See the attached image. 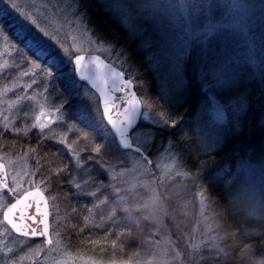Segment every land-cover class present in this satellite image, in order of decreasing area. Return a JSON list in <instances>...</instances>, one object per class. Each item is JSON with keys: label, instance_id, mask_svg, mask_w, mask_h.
<instances>
[{"label": "rangeland", "instance_id": "rangeland-1", "mask_svg": "<svg viewBox=\"0 0 264 264\" xmlns=\"http://www.w3.org/2000/svg\"><path fill=\"white\" fill-rule=\"evenodd\" d=\"M98 1L112 17L130 28L132 33L139 34L143 40L150 38L158 42L152 48H146L148 59L150 53L158 51L160 45L171 46L177 43L189 26L193 30L203 31L209 24L228 25L216 31L211 44L207 45L210 49L208 60L206 65H199L198 80L200 81L201 71L206 72L211 78L213 71L221 70L219 67L213 68L216 43L220 41L225 46H231L233 42V47L227 51L224 58L226 62L231 61L229 64L221 61L223 70L235 74L236 88L240 86L237 80L241 76L240 73L248 71L258 89H264V7H262L264 0H211L212 7L203 9L199 13L194 12L189 6L191 0ZM17 2L26 11L39 16L51 31H59L62 38L66 34L69 46L74 43L75 37L77 46H83L85 49L80 54L100 56L119 70L120 67L126 68V63L118 52L110 50L105 44L101 46L99 41L88 43L89 40L96 41L97 36L94 35V30L88 24L85 15L83 19H78L84 14L79 0H75V3L81 11L76 16L64 10V6L72 0H17ZM233 3L240 6L232 7ZM0 7H6V4H0ZM121 7L129 11L131 19L128 22H125L121 15ZM8 11L19 31L17 14L10 8ZM23 34L31 36V33ZM9 42L13 43L11 40ZM193 52L196 56L197 48H194ZM117 55L120 57L119 60L116 59ZM149 61L161 89L172 88L174 66L168 62L167 56L164 55L158 64L152 59ZM186 61L187 59L181 66L183 86ZM60 64L65 68H71L63 62ZM21 70L20 61L14 50L7 48L3 36H0V130L13 133L19 123L26 121L29 129L40 132L39 128H33L31 125L35 122L34 117L40 114L41 105H44L45 112L48 109L52 111L51 126L63 122L65 112L61 107L59 112L56 111V106L59 104L54 95L53 80L47 82L45 88L40 83L41 78L36 76L34 79L37 83L28 87L27 77L20 76ZM79 84L75 83L74 88L79 93L83 110L88 112L86 114L82 111V113L85 114L87 122L103 131L105 135L106 124L99 115L102 112L99 96L90 88ZM222 90L219 88L209 90L201 84L203 95L193 126L198 142L204 150L205 144L211 145L214 141L216 142L214 150H216L224 139V126L228 123V115L226 112L225 121L219 122L213 103L215 97V100L223 105L216 94V91ZM140 123L148 122L143 121L141 117ZM73 129L68 126L64 130L65 137ZM82 132L85 131H80L79 134L82 135ZM154 141L155 136L148 144L137 145L134 142L133 145L140 149L141 154L130 150L122 161L114 164L100 163L99 171L104 173L108 181V190L101 182L100 173L92 172L77 149H74L75 146H66L74 163V172L69 180L71 187L76 190L78 196H82L83 200L96 203L100 208L106 207V212L111 214L112 208L106 201L109 192L115 199L114 203L118 206L124 205L129 211L128 216L140 217L152 224L153 251L150 257L140 264H223L226 250L222 252L220 248L212 247V240L208 238L216 232L214 227L211 232L208 231L209 222L213 220L208 211V199L202 181L188 172L185 160L175 146L168 143L162 148L159 145L155 146ZM151 150H155L153 157L147 154ZM214 150L206 152L210 153ZM134 161H139L140 166H135ZM0 163L5 165L8 177V188H0V231L5 230L8 236L0 235V241L13 247V240L19 243L24 238L13 233L3 219L4 213L26 192L41 182H46L44 187L48 192L49 176L37 175L29 155L26 152H14L12 147L7 152H3L0 148ZM228 184L232 187L231 199L236 204L250 205L264 199V158L241 163L235 177ZM51 232L54 234L53 240L60 242L59 247L53 244L50 250L42 253L38 258L40 264H93V261H98L90 256L68 250L58 231L52 227ZM31 246L33 245L29 244V247ZM20 249L24 252L28 250L23 244L15 245L13 250L16 257L24 254ZM4 259V254L0 253V264H4ZM22 264H33V261L26 259ZM100 264H111V262L100 261Z\"/></svg>", "mask_w": 264, "mask_h": 264}, {"label": "trees", "instance_id": "trees-1", "mask_svg": "<svg viewBox=\"0 0 264 264\" xmlns=\"http://www.w3.org/2000/svg\"><path fill=\"white\" fill-rule=\"evenodd\" d=\"M79 1L86 13L88 24L94 30V35L114 42V52H118L126 63V68L120 67V70L129 74L126 78L134 79L138 96L157 100L158 103L164 104V107L173 115L179 112L183 116L179 128L165 126L155 133L153 142L155 146L159 145L163 148L171 141L184 158L188 172L202 181L201 184L208 199V211L213 222L220 219L222 214L223 218L233 224L240 239L252 244V258L264 257V245L260 244L261 237L254 231L257 227L255 222L252 220L242 222L238 217L231 215V207L236 203L231 199L232 187L228 184L235 177L241 163L264 158V89H258L248 71H242L237 79L240 82L239 87L216 91L223 105L230 100L236 101L239 96H245L247 106L235 112L226 110L228 123L224 126V139L216 150L207 153L199 144L193 126L203 95L197 74L199 66L194 69L191 58L185 63V84L182 92L186 98L184 104L176 107L163 99L159 100L162 89L151 69L142 36L132 33L130 28L112 17L98 0ZM0 26H3L4 34L17 47L27 49L29 37L17 30L9 15L0 13ZM233 44L232 42L231 46H225L218 41L216 56L224 61L227 51L233 47ZM105 45L109 48L108 44ZM26 49L25 51H31ZM230 61L224 62L229 64ZM58 67L60 71L57 79L53 80L54 95L61 110L65 112V120L53 125V133L47 134V138H42L39 131L29 129L26 121L19 123L13 133L0 130V148L3 152H7L11 147L14 152H26L35 166L37 175L49 176L47 195L50 205V225L58 231L59 237L68 250L90 256L101 262L115 260L116 263H143L150 257L154 247L152 224L143 218L128 216L129 211L124 205L118 206L114 203L115 199L109 192H107L106 201L112 208L111 214L106 212V207L100 208L96 203L83 200L70 185L69 180L74 172V163L66 146L74 145V149H77L79 155L95 174L100 173V163L114 164L122 161L125 154L132 149L127 150L120 146L106 120H103L106 124L104 125L105 135L103 131L87 122L85 114L82 113L85 110L77 90L74 88L71 94L66 91V77L70 75V68H65L60 63ZM75 83L80 82L77 80ZM85 113L88 112L85 111ZM90 116L92 117V114ZM68 126L74 129L65 137L64 130ZM27 127L29 132L26 131ZM80 131L89 134L91 143L79 134ZM61 134L64 137L63 140L60 138ZM64 141L67 143L65 144ZM93 143L102 144V152L92 151ZM137 153L141 154V152ZM147 154L153 157L155 150ZM100 175L103 186L108 190L109 184L104 173ZM225 192H227V199H225ZM89 219L91 222H86ZM214 229L215 232L218 231L215 227ZM92 240L101 242L93 245ZM225 250L227 254L223 264H244L243 258H236V251L229 254L227 249Z\"/></svg>", "mask_w": 264, "mask_h": 264}, {"label": "snow or ice", "instance_id": "snow-or-ice-1", "mask_svg": "<svg viewBox=\"0 0 264 264\" xmlns=\"http://www.w3.org/2000/svg\"><path fill=\"white\" fill-rule=\"evenodd\" d=\"M0 4H6V7H0V13L3 15H10L8 9L10 8L17 14V24L20 33H31L28 38L27 49L19 48L15 44L9 42V38L4 35L3 26H0V36H3L4 42L9 49H13L16 56L20 61L21 77H27L28 83L26 86L31 87L37 81L34 77L41 78L40 83L47 88V82L57 79L59 73L58 64L63 62L70 65V75L67 79L66 91L71 94L74 89L75 82H88L92 87L99 90L100 98L103 102V111L99 113L100 119L107 120L111 131L115 134L118 142L123 148L132 147L135 142L137 145L151 143L154 139L155 133L160 131L165 126L179 128L183 121V116L177 112L173 115L169 110L164 107V104L158 103L157 100L146 99L138 96L136 91H133V85L136 83L131 77L126 78L129 74L119 70L112 64H105L100 56H93L85 64V55L80 53L84 52L83 46H77L74 43L69 46L67 44V35L62 38L59 31H51L49 26L46 25L39 16L30 13L21 6L17 0H0ZM194 12L199 13L203 9H210L212 7L211 0H191L189 5ZM233 3L232 7H238ZM264 7V5H262ZM64 10L69 12L72 16H76L81 11L80 7L76 5L75 0L66 4ZM86 13L82 14L78 19H83ZM121 15L124 17L125 22H128L131 17L129 11L121 7ZM228 27L222 24H209L203 31L193 30L191 26L185 29L184 35L179 38V41L174 45H160L158 51L152 52L149 59L154 60L157 64L161 62L164 55L167 56L168 62L174 66V86L172 88H165L159 96V100H164L178 107L184 104L186 98L182 95L183 92V79H182V63L191 58L193 60L194 69L201 64L206 65L208 60L209 48L214 39V33L221 28ZM133 30L135 28L133 26ZM99 41L101 46L108 44L110 50L115 49V44L112 41L105 40L102 36L96 38V41L89 40L88 43L92 44ZM145 48H152L154 44L158 43L152 39H145L142 41ZM197 48V55L193 56V49ZM25 49L27 51H25ZM75 49V51H73ZM123 51V49H121ZM31 53V55H29ZM117 60L120 59L117 55ZM95 65V69L89 65ZM219 67L220 71H213L211 78L204 71L200 72L201 84L213 90L216 88L227 90L235 87L236 77L234 73H229L223 70V64L220 57L216 56L213 68ZM120 93L119 97L111 93ZM33 99L35 96L32 97ZM120 100L123 111H117V100ZM215 104L216 118L219 122L223 123L226 119V110L237 111L243 110L247 106V98L239 96L236 101H228L224 105H220L213 97ZM70 106V105H69ZM56 111H60V106H56ZM115 113V115H113ZM142 117L143 121L148 123H138ZM59 118V117H58ZM53 120L52 111L48 109L44 111V105H41L39 115L34 117L33 128H39V135L42 138H47V134L53 133L51 122ZM26 131L29 132L27 127ZM86 140L91 143V138L88 133L82 132ZM61 140L63 135L61 134ZM171 145V141L169 142ZM215 141L211 145L205 144V151L214 150ZM92 151L100 153L103 150L102 144L92 145ZM135 166H140L139 161H134ZM41 182L38 186L33 187L30 191L26 192L20 201L8 209L6 219L12 225L14 230L24 237L17 243L13 240V247H9L8 243L0 241V253L4 254V264H22L26 259L33 261V264H40L38 258L42 253L52 248L53 244L59 247L60 242L53 240V233L50 231V205L47 191ZM20 213V220L17 222L14 219L15 214ZM32 223L28 224L26 219ZM207 219V218H205ZM86 222H91L90 219ZM35 225V226H34ZM0 235L7 237V233L2 229ZM35 238V240L33 239ZM38 240V242H36ZM100 240H92L93 245L99 244ZM23 244L28 250L23 255L16 257L13 250L15 245ZM29 244L33 246L29 247ZM198 246V245H196ZM93 264H100V261H93ZM111 264H116L113 260Z\"/></svg>", "mask_w": 264, "mask_h": 264}, {"label": "clouds", "instance_id": "clouds-1", "mask_svg": "<svg viewBox=\"0 0 264 264\" xmlns=\"http://www.w3.org/2000/svg\"><path fill=\"white\" fill-rule=\"evenodd\" d=\"M225 199H227V192H225ZM231 215L238 217L242 222L254 221L257 225L254 231L256 235L261 237L260 244L264 245V199L250 205L237 203L231 207ZM213 227L218 231L208 237L212 240V247H218L222 252L227 249L229 254L236 251V258H243L244 264H264V257L252 258V244L242 241L233 224L223 218L222 214L220 219L209 222L208 231L211 232Z\"/></svg>", "mask_w": 264, "mask_h": 264}, {"label": "water", "instance_id": "water-1", "mask_svg": "<svg viewBox=\"0 0 264 264\" xmlns=\"http://www.w3.org/2000/svg\"><path fill=\"white\" fill-rule=\"evenodd\" d=\"M93 56H96V55H85L86 59H85L84 63H85V64H88V61H89V60L91 59V57H93ZM100 58H101V57H100ZM101 60H102L105 64H109V63H107L104 59L101 58ZM89 66L92 67L93 70L95 69V65H94V64L89 65ZM82 83L86 84L89 88H91L92 90H94V91L97 93V95L100 97L99 90H98L97 88L92 87V85H91L90 83L86 82V81H84V82H82ZM132 90L135 91V87H134V85H133ZM111 94L114 95V96H118V97H119V95H120V93H117V92H113V93H111ZM100 100H101V105H102V109H103L102 98H100ZM123 107H126V105L121 106V104H120V100L118 99V100H117V111H123ZM113 115H115V113H113ZM140 119H141V118H140ZM140 119L138 120V122L140 121ZM106 121H107V120H106ZM107 123H108V122H107ZM122 148H123V147H122ZM123 149H134L136 152H141L139 148H136V147H134L133 145H132V147H130V148H123ZM0 188H2V189H7V188H8L7 169H6L5 165L2 164V163H0ZM22 197H23V196H22ZM22 197H21V198H22ZM21 198H20V199H21ZM20 199L17 200L13 205H16V204L20 201ZM13 205H12V206H13ZM12 206H11V207H12ZM11 207H10V208H11ZM7 212H8V209H7V211H6V212L4 213V215H3V219H4V221L8 224V226L11 228V230H12L16 235L20 236V234H18V233L14 230V228L12 227V225H11V224L8 222V220L5 218ZM14 219H15L17 222H19V220H20V213H19V212H17V213L15 214ZM25 219H26V218H25ZM26 222H27L28 224H31V223H32L30 220H27V219H26ZM49 223H50V216H49ZM34 226H35V225H34ZM50 231H51V228H50ZM21 237H22V236H21ZM33 239H35V238H33Z\"/></svg>", "mask_w": 264, "mask_h": 264}]
</instances>
